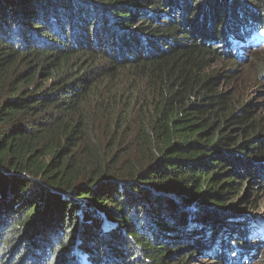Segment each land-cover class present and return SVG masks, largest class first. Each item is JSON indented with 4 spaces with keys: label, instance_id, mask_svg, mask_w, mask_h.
I'll use <instances>...</instances> for the list:
<instances>
[{
    "label": "trees",
    "instance_id": "16d2710c",
    "mask_svg": "<svg viewBox=\"0 0 264 264\" xmlns=\"http://www.w3.org/2000/svg\"><path fill=\"white\" fill-rule=\"evenodd\" d=\"M250 55L264 94V0H0V264L259 259Z\"/></svg>",
    "mask_w": 264,
    "mask_h": 264
},
{
    "label": "rangeland",
    "instance_id": "374dc122",
    "mask_svg": "<svg viewBox=\"0 0 264 264\" xmlns=\"http://www.w3.org/2000/svg\"><path fill=\"white\" fill-rule=\"evenodd\" d=\"M252 57V59H251ZM254 55H250L248 60L244 65L236 64V61L231 58V61H226L224 58H214L211 61L210 71L217 73L218 75H226V80L224 79V89L227 92H236L240 90V93L235 97L242 98L244 100L251 101L254 104V109L258 114H264V94L260 93L259 84H257L256 79V59L253 60ZM264 65V61L262 62ZM233 70V73H229L228 70ZM258 78V77H257ZM223 81V77H222ZM258 183L254 184L252 188L246 186L244 194L251 199L250 201L255 204V208H252V204H246V212H251L252 214H259L261 217H264V189L258 188ZM198 262L200 264H212L207 259L202 258ZM196 264H199V263ZM252 264H264V245L262 247V252L259 259L252 261Z\"/></svg>",
    "mask_w": 264,
    "mask_h": 264
}]
</instances>
